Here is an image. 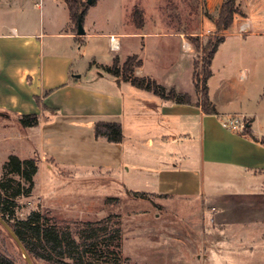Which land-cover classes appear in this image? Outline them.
Segmentation results:
<instances>
[{"label":"crops","instance_id":"1","mask_svg":"<svg viewBox=\"0 0 264 264\" xmlns=\"http://www.w3.org/2000/svg\"><path fill=\"white\" fill-rule=\"evenodd\" d=\"M201 1L202 25L212 31L216 26L210 17H217L225 0ZM99 3L97 0L88 8L83 23L86 33L78 35L65 0H0V112L15 117L37 114L39 124L36 128H26L29 134L42 135V130L47 128L48 141L59 140L61 153L37 152L39 161L50 160L60 173L78 172L85 166L110 173L118 165L133 163L127 169L133 172L134 183L143 193L157 196L203 197L232 191L240 184L246 191L263 187L264 129L257 121L256 112L243 109V105L251 107L259 101L262 70L254 64L250 79L249 70L244 69L242 72L250 81L239 84L233 66L238 62L242 65V48L225 49L229 46L226 36L241 35L249 29L250 22H240L236 17L233 25L238 31L231 33L229 29L225 33L212 63L213 71L220 54L227 53L218 98L213 95L211 84L208 85L217 112L206 113L196 104L195 56L187 31L148 29L144 22L138 25L134 19L128 30L121 24L108 27L104 21L89 20L91 10ZM95 38H101L102 43L108 38L113 53L105 66H112L115 59L122 65L129 56L138 55L142 64L135 69L136 75L150 77L167 89L188 94L193 103L163 99L108 71L97 73V81L85 85L82 81L90 78L80 59ZM79 43L81 46H77ZM123 49L128 51L122 54ZM94 65L100 63L95 60ZM214 74L213 71L211 78ZM102 78L105 84L100 85L98 81ZM58 97L62 106H66L64 111L61 104L52 101ZM232 115L246 118L244 132L223 126V121ZM102 121L122 125L121 143L95 137V124ZM60 122H63L61 126ZM146 124L150 133L141 138L139 128L144 129ZM73 141L85 150L81 147L73 151ZM144 146L156 162L141 157ZM103 148L105 151L99 152ZM225 180L233 183L230 189L222 188L220 183ZM212 181L216 183L209 188L207 182Z\"/></svg>","mask_w":264,"mask_h":264},{"label":"rangeland","instance_id":"2","mask_svg":"<svg viewBox=\"0 0 264 264\" xmlns=\"http://www.w3.org/2000/svg\"><path fill=\"white\" fill-rule=\"evenodd\" d=\"M99 1L98 6L91 10L89 20L93 19L97 23L104 21L108 27L121 24L123 29L128 30L133 19L138 23V15H132L138 10L148 29L185 30L190 42L191 36H198L201 45L214 36L207 33L206 27L202 25L201 0ZM236 2L243 13L237 17L240 22L248 20L250 26L239 36L227 35L229 46L225 49L230 51V48H242L244 61L242 65L239 62L234 64V69L232 68L239 84L249 83L254 74V64L259 65L262 70L260 75L263 84L258 93L259 101L251 107L243 105V109L257 113V121L264 129V0ZM238 29L236 25H232L230 32H237ZM215 31L216 28L212 29V33ZM91 41L89 49L81 51V67L90 78L82 81L85 85L94 84L97 73L106 71L105 64L112 60L113 53L108 38H104L103 43L101 38ZM191 44L198 60V71L202 72L203 51L201 48L197 49L192 42ZM79 45L81 46L80 43L77 46ZM125 50L127 49L121 51L122 54ZM226 55L224 52L217 58L214 77L208 82L217 98ZM249 59L252 61H248ZM95 60L100 65L95 66ZM246 68L249 70V81L242 72ZM100 80L98 84H105V78ZM52 101L63 105L59 97ZM234 106L239 107L236 103ZM65 107H61L63 111ZM14 118L10 113L0 114V179L3 164L11 154L25 159L38 155L37 152L40 155L50 153L51 150L61 153L58 139L48 141L50 135L47 128L42 130V135H30ZM62 124L60 122V126ZM139 133L141 138L149 135L147 124L144 129L139 128ZM57 135L59 138L61 134ZM73 144V151L84 147L77 145L76 141ZM104 149H99V152L105 151ZM124 151L127 158L128 144L124 146ZM147 151L148 148L144 146L141 157L156 162ZM157 162L160 163L159 158ZM84 164L82 161V165ZM118 166L110 173L96 168L88 169L86 166L78 172L60 173L50 160H40L35 187L29 196L16 198L12 221L26 219L31 212L36 211L57 222H79L82 226L81 223L98 221L110 214L118 215L121 238L109 245L96 244L85 256L91 264H264V185L253 189L254 191H246L240 184L235 185L232 191L203 197L175 198L148 193L140 197L136 194L143 192L134 183L133 172L129 173L127 169L133 163ZM215 183L216 181L207 182L209 188ZM220 184L227 189L233 185L226 180ZM113 196L120 200L108 202V197ZM0 250L16 264H27L19 245L1 224ZM34 262L51 264L41 259Z\"/></svg>","mask_w":264,"mask_h":264},{"label":"trees","instance_id":"3","mask_svg":"<svg viewBox=\"0 0 264 264\" xmlns=\"http://www.w3.org/2000/svg\"><path fill=\"white\" fill-rule=\"evenodd\" d=\"M91 4L87 0H65L71 18L76 26L79 21L84 23V18ZM243 14L236 0H225L220 7L216 18L210 17L206 12L205 16L215 21L216 31L204 45H201L200 38L192 37L191 42L197 49L203 51L204 65L202 72L198 71V60L194 61V85L198 95L197 105L201 106L206 113H216L209 93L208 81L213 75V58L225 40V33L232 27L235 18ZM138 25L143 24L142 14L137 10ZM136 21V19H135ZM142 60L138 55L129 56L122 65L115 59L112 66H105V70L131 85L152 91L159 97L166 100H173L177 103L192 104V98L188 94L178 93L174 88L167 89L156 80L138 76L135 69L141 66ZM15 121L23 128H36L39 124L38 115L31 113L21 117H15ZM248 123V121H247ZM96 138L105 137L109 142L121 143L124 139L122 125L118 122H97L94 127ZM39 156L34 154L22 159L16 154H11L3 164V172L0 179V215L13 228L16 235L24 244L32 260H45L51 264H91L86 260V254L98 243L109 245L121 238V227L118 215H108L98 221L79 222H57L53 218L33 211L26 219L12 221L16 198L29 196L35 187V175L38 172ZM140 197L145 193L136 194ZM108 202L120 200L119 197H108ZM35 263V262H34ZM0 264H16L5 252L0 250Z\"/></svg>","mask_w":264,"mask_h":264},{"label":"water","instance_id":"4","mask_svg":"<svg viewBox=\"0 0 264 264\" xmlns=\"http://www.w3.org/2000/svg\"><path fill=\"white\" fill-rule=\"evenodd\" d=\"M89 4H91L92 0H87ZM85 29L84 25L81 21H79L78 26H77V34L78 35H85ZM0 114H3L0 112ZM0 224L7 230V232L10 234V236L17 242L19 245L25 260L27 264H35L34 261L32 260L31 256L29 255L27 249L25 248L24 244L22 241L19 239V237L16 235L15 231L13 228L9 225V223L0 215Z\"/></svg>","mask_w":264,"mask_h":264},{"label":"built area","instance_id":"5","mask_svg":"<svg viewBox=\"0 0 264 264\" xmlns=\"http://www.w3.org/2000/svg\"><path fill=\"white\" fill-rule=\"evenodd\" d=\"M207 33L215 34V32L212 33L211 30H208ZM207 33H205V34H207ZM223 126L228 128V129H231L233 131L242 133L247 128V121L242 116L232 115L223 121Z\"/></svg>","mask_w":264,"mask_h":264}]
</instances>
